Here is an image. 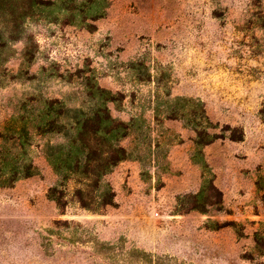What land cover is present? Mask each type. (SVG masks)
Listing matches in <instances>:
<instances>
[{"label":"rangeland","instance_id":"rangeland-1","mask_svg":"<svg viewBox=\"0 0 264 264\" xmlns=\"http://www.w3.org/2000/svg\"><path fill=\"white\" fill-rule=\"evenodd\" d=\"M16 3L0 131L35 168L0 187V264H264V0Z\"/></svg>","mask_w":264,"mask_h":264},{"label":"trees","instance_id":"trees-1","mask_svg":"<svg viewBox=\"0 0 264 264\" xmlns=\"http://www.w3.org/2000/svg\"><path fill=\"white\" fill-rule=\"evenodd\" d=\"M16 10V0H0V18L2 14H16ZM108 122L109 118L107 120L102 119V126L96 128V131L91 132L86 130V126L83 123L76 126L75 130L77 131L79 137L72 142L69 154L66 155L64 151L66 146L64 144H59L57 149L48 154L49 161L53 165L54 169L61 173L67 163H69L70 166L73 165L75 172L81 171L83 166L85 169H88L87 163L89 164L91 159L89 161L86 160L87 156L85 155V151L87 149L95 150L92 149L96 147L92 145H95V142L98 143L95 140V137L102 132L103 126ZM11 129L14 132L11 135L0 131V143H2L0 144V187L11 186L20 177H26L34 174L35 166L32 162L25 163L23 167L18 163L17 150L22 148V146L19 144L18 137L15 135V129ZM115 131L116 130H108L103 134L107 135V139L109 141V139L114 137ZM110 147V151H112L110 154L112 155L111 158L105 159L100 163L98 161L97 163L99 174L100 172L104 173L108 171V169L116 165L118 161L126 158V151L123 147H114V145H110ZM101 153H103V151H101ZM83 161L87 162L86 165H83ZM83 172L86 173V170ZM55 190L56 188L51 189L52 196L53 191ZM56 201L58 202V205L63 208L64 202H62L60 196L56 198Z\"/></svg>","mask_w":264,"mask_h":264}]
</instances>
